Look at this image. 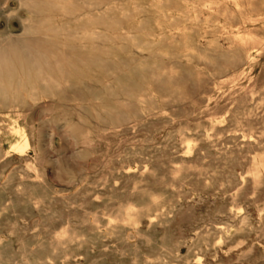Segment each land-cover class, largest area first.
<instances>
[{
    "label": "rangeland",
    "instance_id": "1",
    "mask_svg": "<svg viewBox=\"0 0 264 264\" xmlns=\"http://www.w3.org/2000/svg\"><path fill=\"white\" fill-rule=\"evenodd\" d=\"M24 1L0 0V44L66 62L51 87L31 68L15 110L0 100V264H264V51L224 85L218 54L187 61L116 27L117 0Z\"/></svg>",
    "mask_w": 264,
    "mask_h": 264
},
{
    "label": "bare ground",
    "instance_id": "2",
    "mask_svg": "<svg viewBox=\"0 0 264 264\" xmlns=\"http://www.w3.org/2000/svg\"><path fill=\"white\" fill-rule=\"evenodd\" d=\"M146 5L147 7H143L135 2L131 8L124 7L117 0L113 11L116 27L122 28L126 21L131 23L132 29L141 26L146 31L148 46L179 49L187 61L197 59L212 62L214 54H218L225 60L219 71L222 73L232 70L230 76L223 79V84L236 81L263 56L264 36L261 32L264 31V0H149ZM142 13L150 15L147 23L138 21ZM129 34L128 32L127 35ZM65 62L62 52L36 40L24 39L21 46L13 42L0 44V100L15 110L20 96L31 98L35 94L31 68H36L39 78L50 86L57 83L52 69L61 73ZM9 132L18 138L11 145V151L23 156L29 148L25 130L17 122H13ZM254 164L252 173L257 179L260 171H264V154L254 158ZM132 210V207L127 209L128 218L131 216L129 211ZM66 233L63 231L61 234Z\"/></svg>",
    "mask_w": 264,
    "mask_h": 264
}]
</instances>
